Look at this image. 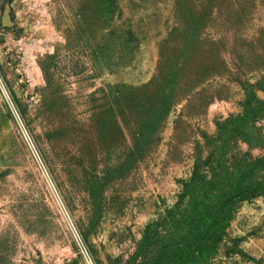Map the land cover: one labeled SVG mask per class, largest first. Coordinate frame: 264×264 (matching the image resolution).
<instances>
[{"label": "rangeland", "instance_id": "obj_1", "mask_svg": "<svg viewBox=\"0 0 264 264\" xmlns=\"http://www.w3.org/2000/svg\"><path fill=\"white\" fill-rule=\"evenodd\" d=\"M0 264H264V0H0Z\"/></svg>", "mask_w": 264, "mask_h": 264}]
</instances>
